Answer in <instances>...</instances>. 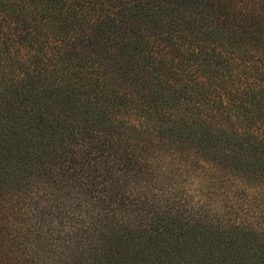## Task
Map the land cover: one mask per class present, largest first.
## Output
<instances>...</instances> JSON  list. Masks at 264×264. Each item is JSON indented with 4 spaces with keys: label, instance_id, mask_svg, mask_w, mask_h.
I'll return each mask as SVG.
<instances>
[{
    "label": "trees",
    "instance_id": "16d2710c",
    "mask_svg": "<svg viewBox=\"0 0 264 264\" xmlns=\"http://www.w3.org/2000/svg\"><path fill=\"white\" fill-rule=\"evenodd\" d=\"M260 186L264 0H0V264H264Z\"/></svg>",
    "mask_w": 264,
    "mask_h": 264
},
{
    "label": "rangeland",
    "instance_id": "374dc122",
    "mask_svg": "<svg viewBox=\"0 0 264 264\" xmlns=\"http://www.w3.org/2000/svg\"><path fill=\"white\" fill-rule=\"evenodd\" d=\"M191 157V158H190ZM189 157V159H187L184 163H189V164H193V167L195 168L194 171H192L191 173H189L188 177L184 180H186L187 185L189 187V194L193 195V199L197 202L200 200V202L202 201H207L209 202V204H215L218 205V203L220 202V189H217V183L215 181V179H213V181L210 179L209 175V170H206L205 168H203L205 166L204 163H198L197 162V156H193L191 155ZM204 165V166H203ZM180 166V164H179ZM206 171H208L207 173L209 175H207ZM211 172V171H210ZM252 192H255V196L252 194ZM252 192L247 196L246 199L248 201H252L254 197H256V194L258 192H260V194L263 193L264 197V186H260L259 187V191H254V189H252ZM260 198V197H259ZM260 201L262 199H259ZM256 201H252L249 202V204L253 205L255 207V203ZM203 203V202H202ZM200 203V204H202ZM259 205L261 206V210H263V215H261V219H259V221L264 220V200L263 202H260ZM198 236V235H197ZM260 238L259 241H255L254 243L252 242V245L250 244V246L254 249V250H258L261 252L262 257H264V235L263 234H258ZM198 238V237H197ZM146 240V239H145ZM242 244H243V239H242ZM157 244V243H155ZM151 243H147V244H141L138 246V248H141L143 252V257H145L146 259L149 256L151 250H155L157 248H155V246H151ZM256 247H259L258 249ZM197 241L192 240L186 244H184L183 240L177 243H167L166 247L164 248V250L161 253H156L155 256H163V258H165V260H167V262L169 264H172L168 261V259H176L179 260L181 257H183L182 260H180L179 262L181 263H185V264H201L200 261H198L199 259H201L199 256V258L197 259L195 256L198 255L197 253ZM234 247H231V249ZM233 251V250H231ZM218 258V262H220V264H222L223 261H226L225 256H219L216 255ZM145 258H143V260H145ZM158 258V257H157ZM232 258H234L233 260H230L233 262V264H237L236 263V252H235V256H232ZM174 261V260H173ZM146 262H149V264H155L156 262L153 261L151 262V260H147Z\"/></svg>",
    "mask_w": 264,
    "mask_h": 264
}]
</instances>
